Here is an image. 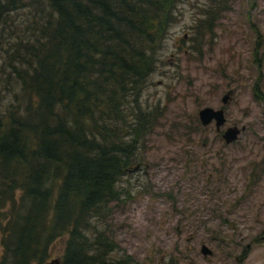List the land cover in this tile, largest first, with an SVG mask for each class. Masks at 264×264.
Segmentation results:
<instances>
[{"label": "trees", "instance_id": "1", "mask_svg": "<svg viewBox=\"0 0 264 264\" xmlns=\"http://www.w3.org/2000/svg\"><path fill=\"white\" fill-rule=\"evenodd\" d=\"M178 1L0 0L1 70L20 97L0 108V264H41L59 240L58 264H116V243L93 226L136 169L154 110L124 111L138 106Z\"/></svg>", "mask_w": 264, "mask_h": 264}, {"label": "rangeland", "instance_id": "2", "mask_svg": "<svg viewBox=\"0 0 264 264\" xmlns=\"http://www.w3.org/2000/svg\"><path fill=\"white\" fill-rule=\"evenodd\" d=\"M213 1L177 2L138 106L124 111L129 121L135 109L154 113L132 163L140 166L93 226L116 243L109 253L116 264H238L237 256L264 264V0H223L210 29L200 31ZM12 15L25 20L28 9ZM4 64L0 49V108L20 100ZM205 106L224 108L220 131L214 121L196 126ZM231 125L245 128L226 143ZM189 157L196 162L186 165ZM62 242L51 258L60 257ZM203 243L211 254L201 252Z\"/></svg>", "mask_w": 264, "mask_h": 264}, {"label": "water", "instance_id": "3", "mask_svg": "<svg viewBox=\"0 0 264 264\" xmlns=\"http://www.w3.org/2000/svg\"><path fill=\"white\" fill-rule=\"evenodd\" d=\"M232 93V90L229 89L223 96H222V102H227L228 98L230 97ZM199 118L202 123V125H208L212 121L215 122L216 129L220 131V126L225 122V113L224 108H214L213 106H205L199 110ZM245 128L243 125L242 127H239L238 125H231L228 126L224 132H222V137L225 140L226 143H231L234 140L238 138V135L240 132ZM138 165L135 166L137 168ZM201 252L205 255L211 254L212 249L205 243L201 245ZM60 261L59 257H52L49 260L41 263V264H58ZM164 264H170V263H164Z\"/></svg>", "mask_w": 264, "mask_h": 264}, {"label": "flooded vegetation", "instance_id": "4", "mask_svg": "<svg viewBox=\"0 0 264 264\" xmlns=\"http://www.w3.org/2000/svg\"><path fill=\"white\" fill-rule=\"evenodd\" d=\"M245 258V256H237L236 259L238 261V264H242V260Z\"/></svg>", "mask_w": 264, "mask_h": 264}]
</instances>
